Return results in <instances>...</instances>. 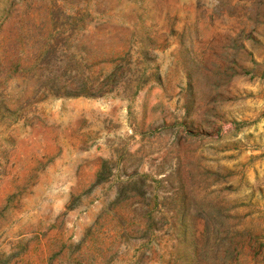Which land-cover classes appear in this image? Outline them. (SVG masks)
<instances>
[{"label": "rangeland", "instance_id": "rangeland-1", "mask_svg": "<svg viewBox=\"0 0 264 264\" xmlns=\"http://www.w3.org/2000/svg\"><path fill=\"white\" fill-rule=\"evenodd\" d=\"M0 264H264V0H0Z\"/></svg>", "mask_w": 264, "mask_h": 264}]
</instances>
